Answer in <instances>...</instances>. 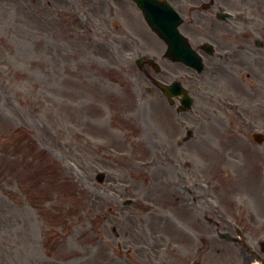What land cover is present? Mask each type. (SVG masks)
Segmentation results:
<instances>
[{
	"label": "rangeland",
	"instance_id": "1",
	"mask_svg": "<svg viewBox=\"0 0 264 264\" xmlns=\"http://www.w3.org/2000/svg\"><path fill=\"white\" fill-rule=\"evenodd\" d=\"M247 2L249 29L222 22L227 29L214 35L216 53L204 55L199 75L164 59L166 45L130 0H0V264L264 258V219L250 214L264 218V143L252 137L264 129V0ZM177 8L196 46L206 30ZM142 55L157 59L161 73L137 66ZM148 73L180 80L192 111L178 114L153 95ZM188 139L204 144L184 146ZM213 152L218 169L202 163ZM251 152L259 175L232 184L226 174L251 169ZM196 182L211 183L224 218L198 198ZM238 232L254 255L221 237Z\"/></svg>",
	"mask_w": 264,
	"mask_h": 264
},
{
	"label": "water",
	"instance_id": "2",
	"mask_svg": "<svg viewBox=\"0 0 264 264\" xmlns=\"http://www.w3.org/2000/svg\"><path fill=\"white\" fill-rule=\"evenodd\" d=\"M135 1L138 6L143 9L152 29L157 32V35L164 39L169 46L167 56L171 57L174 61H183L201 72L204 66L200 57L192 50L186 38L182 34H179L178 26L182 23V19L171 11H169L171 17H169L168 11L165 12V10H160L158 3H155L156 1L154 2V0ZM163 14H167V16L161 17ZM157 85L164 91V94L169 99H171L170 97H172V95H184L182 102L186 104L187 109L190 107L191 101L180 83L176 82L171 86H165L161 83H157ZM99 178L102 181L103 176L100 175Z\"/></svg>",
	"mask_w": 264,
	"mask_h": 264
},
{
	"label": "bare ground",
	"instance_id": "3",
	"mask_svg": "<svg viewBox=\"0 0 264 264\" xmlns=\"http://www.w3.org/2000/svg\"><path fill=\"white\" fill-rule=\"evenodd\" d=\"M212 131H214V130H212ZM203 144L204 143H201L200 141H196V140H193V139H188L187 141H185L184 146H192V145L200 146V145H203ZM176 145L177 146L179 145V140L176 141ZM249 154L250 155L248 157H249L250 165H246V166L250 167L251 169L243 168L240 171H238V168H235L236 169L235 172L231 171V174H229V173L226 174V176H228V177L231 176V181L230 182L232 184H235V183H237V181H240V180H243V181L245 180V182L247 180V182H249V181L255 180L257 178V176L259 175V173H260L259 169L257 170V168H256L259 165V164H257L258 160L256 159L255 154H253L252 152L249 153ZM211 156H212V159H210L211 161L207 162V159L206 160L202 159V163L206 164V163H210L211 162V167L212 168H215V169L220 168V166H221L220 152H218V153L217 152H215V153L213 152ZM152 164H154V163H152ZM193 164H195V163H193ZM222 168L226 172H230V169H226L227 168V164H222ZM231 186H232V189H233L234 185H231ZM227 187H230V186H227ZM184 204H185V206L187 205L186 207L189 208V209H192V207H193L191 205V203H190V200L185 199ZM202 204L204 205V203H202ZM208 239H210V241H212V238H208Z\"/></svg>",
	"mask_w": 264,
	"mask_h": 264
},
{
	"label": "flooded vegetation",
	"instance_id": "4",
	"mask_svg": "<svg viewBox=\"0 0 264 264\" xmlns=\"http://www.w3.org/2000/svg\"><path fill=\"white\" fill-rule=\"evenodd\" d=\"M175 2H188L190 0H174ZM197 2H199V6L197 7H201V8H204L206 5H205V2L201 0H195ZM224 3H226L227 5H231L232 7H239L240 6V12L241 13H244L246 16L248 15L249 13V4L247 2V0H222ZM186 5V4H185ZM191 13L193 14V17H194V21H197V22H203L205 24H207L208 26L211 25V21L213 20L212 19V10L211 9H205V11H200V10H192ZM242 21H244L245 23V20H244V16L241 17ZM218 33V31H216L213 35H210V39H214V35ZM215 43V41H214Z\"/></svg>",
	"mask_w": 264,
	"mask_h": 264
}]
</instances>
